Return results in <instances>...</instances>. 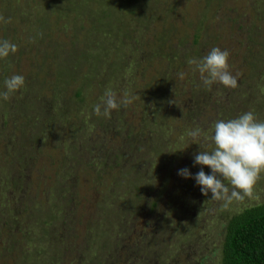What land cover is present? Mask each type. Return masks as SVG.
Here are the masks:
<instances>
[{
  "label": "rangeland",
  "instance_id": "obj_1",
  "mask_svg": "<svg viewBox=\"0 0 264 264\" xmlns=\"http://www.w3.org/2000/svg\"><path fill=\"white\" fill-rule=\"evenodd\" d=\"M0 15L18 46L0 91L25 77L0 99V264H220L227 219L264 200V174L225 207L178 172L211 173L194 156L217 120L264 121V0H0ZM213 47L237 88L207 90L188 64ZM108 89L136 99L97 116Z\"/></svg>",
  "mask_w": 264,
  "mask_h": 264
},
{
  "label": "clouds",
  "instance_id": "obj_2",
  "mask_svg": "<svg viewBox=\"0 0 264 264\" xmlns=\"http://www.w3.org/2000/svg\"><path fill=\"white\" fill-rule=\"evenodd\" d=\"M0 22L10 23V18L0 15ZM42 36V33L40 34ZM18 46L9 40L0 39V59H6L15 54ZM230 53L219 47H213L200 59L191 58L188 64L192 70L198 72L205 89L211 90L212 85L222 84L226 88L238 87L239 73L233 75L229 66ZM183 80L185 73H178ZM25 86V77L14 74L4 81L5 90L0 91V99L9 101L14 93ZM136 99L128 92L122 96L111 89L105 91L101 102L93 106L97 116L110 118L113 110L127 108ZM194 143L200 146L201 137L205 142L209 140L197 127L189 132ZM210 142L214 147L211 151L200 150L194 156V164L208 167L211 173L207 174L203 167L192 176L189 169L179 170L178 175L192 178L200 186L202 195L211 199L223 201L227 207L233 200L241 201L245 196H252L255 186L264 174V121L259 120L252 111L245 112L236 118L217 120L214 124ZM225 181L231 185V191Z\"/></svg>",
  "mask_w": 264,
  "mask_h": 264
},
{
  "label": "trees",
  "instance_id": "obj_3",
  "mask_svg": "<svg viewBox=\"0 0 264 264\" xmlns=\"http://www.w3.org/2000/svg\"><path fill=\"white\" fill-rule=\"evenodd\" d=\"M220 264H264V200L227 219Z\"/></svg>",
  "mask_w": 264,
  "mask_h": 264
}]
</instances>
